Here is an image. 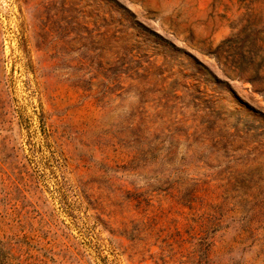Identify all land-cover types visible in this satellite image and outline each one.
<instances>
[{
    "label": "rangeland",
    "instance_id": "1",
    "mask_svg": "<svg viewBox=\"0 0 264 264\" xmlns=\"http://www.w3.org/2000/svg\"><path fill=\"white\" fill-rule=\"evenodd\" d=\"M0 235L16 264H264V0H0Z\"/></svg>",
    "mask_w": 264,
    "mask_h": 264
},
{
    "label": "trees",
    "instance_id": "2",
    "mask_svg": "<svg viewBox=\"0 0 264 264\" xmlns=\"http://www.w3.org/2000/svg\"><path fill=\"white\" fill-rule=\"evenodd\" d=\"M212 224V231H215L218 223L214 222ZM16 259L17 257L9 242L0 235V264H16Z\"/></svg>",
    "mask_w": 264,
    "mask_h": 264
}]
</instances>
